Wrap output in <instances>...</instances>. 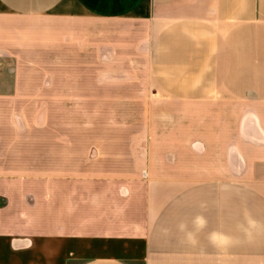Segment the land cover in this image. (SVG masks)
Here are the masks:
<instances>
[{"label":"crops","instance_id":"obj_1","mask_svg":"<svg viewBox=\"0 0 264 264\" xmlns=\"http://www.w3.org/2000/svg\"><path fill=\"white\" fill-rule=\"evenodd\" d=\"M94 22L180 108L124 173L47 115ZM0 61V264H264V0H0Z\"/></svg>","mask_w":264,"mask_h":264},{"label":"rangeland","instance_id":"obj_2","mask_svg":"<svg viewBox=\"0 0 264 264\" xmlns=\"http://www.w3.org/2000/svg\"><path fill=\"white\" fill-rule=\"evenodd\" d=\"M74 34L77 41L68 53L72 58H62V74L49 76L46 102H57L54 77L61 80L62 89L56 91L61 104H52L47 115L61 117L62 130L77 133L79 173L91 172L86 170L91 163L95 173L107 169L111 173H124L132 169L131 165L116 158L125 156L134 140L137 147L156 144L154 136L164 135L173 125L176 127L177 123H168L166 116L180 114V108L166 107L164 102L170 101L163 98L149 78L144 49L141 59H123L130 53L119 49L122 43L116 26L94 22L79 25ZM45 61L48 67H53L59 60L47 57ZM122 68L125 74H117ZM91 69L93 74L89 73Z\"/></svg>","mask_w":264,"mask_h":264},{"label":"built area","instance_id":"obj_3","mask_svg":"<svg viewBox=\"0 0 264 264\" xmlns=\"http://www.w3.org/2000/svg\"><path fill=\"white\" fill-rule=\"evenodd\" d=\"M2 67V63L0 62V68Z\"/></svg>","mask_w":264,"mask_h":264}]
</instances>
